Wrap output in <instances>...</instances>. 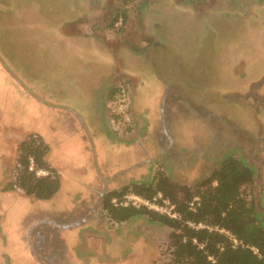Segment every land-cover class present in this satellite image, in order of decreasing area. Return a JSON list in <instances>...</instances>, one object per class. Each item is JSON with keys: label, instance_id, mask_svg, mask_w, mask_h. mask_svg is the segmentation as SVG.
Masks as SVG:
<instances>
[{"label": "rangeland", "instance_id": "1", "mask_svg": "<svg viewBox=\"0 0 264 264\" xmlns=\"http://www.w3.org/2000/svg\"><path fill=\"white\" fill-rule=\"evenodd\" d=\"M28 132L63 200L0 192V264H165L170 229L109 221L103 195L157 171L193 183L231 154L255 172L264 225V0H0L2 190Z\"/></svg>", "mask_w": 264, "mask_h": 264}, {"label": "trees", "instance_id": "2", "mask_svg": "<svg viewBox=\"0 0 264 264\" xmlns=\"http://www.w3.org/2000/svg\"><path fill=\"white\" fill-rule=\"evenodd\" d=\"M50 151L41 134L26 135L17 145L15 174L4 190L19 189L35 199L52 200L62 182L60 172L48 160ZM254 181L253 168L243 158L230 155L193 183H180L157 171L149 183L112 189L102 197V210L115 223L146 217L169 228L170 257L165 264H264V225L253 197ZM129 193L149 201L161 193L177 215L113 203Z\"/></svg>", "mask_w": 264, "mask_h": 264}, {"label": "crops", "instance_id": "3", "mask_svg": "<svg viewBox=\"0 0 264 264\" xmlns=\"http://www.w3.org/2000/svg\"><path fill=\"white\" fill-rule=\"evenodd\" d=\"M85 3H86V1H85ZM74 12L75 13V11L74 10H71V12ZM71 15H69V17H70ZM61 28H58V30H60ZM79 33V32H78ZM78 33H73V34H65V35H59V31H58V35L57 36H59L60 38H64V39H71V38H85V41H86V44H88V43H95V42H97L98 43V45H99V43H100V45L102 46V47H105L104 45H102L101 44V42H99V41H97V40H94L91 36H85V35H80V34H78ZM57 36H53L52 37V39L53 40H55L56 39V37ZM49 42V41H48ZM111 78H112V76H111ZM110 77H108V78H106L103 82V85H102V90H103V92H105V95H106V93H107V91H108V89H109V83H110V79H111ZM97 93H100L99 91L97 92ZM97 95V94H96ZM29 133H33V132H28L26 135H28ZM35 133H37V132H35ZM26 137V136H25ZM25 137H23L22 139H20L19 141H18V143H17V145L25 138ZM16 155H17V149H16ZM231 155H234V156H238V157H241V156H239V154H231ZM230 156V155H229ZM226 157H228V156H225L223 159H225ZM4 159V158H3ZM223 159H221V161L223 160ZM48 160L50 161V163L53 165V166H55L54 164H53V162L50 160V154L48 155ZM220 160L214 165V167L215 166H217L220 162H221ZM247 163V162H246ZM248 164V163H247ZM249 165V164H248ZM56 167V166H55ZM214 167H212L211 168V170L214 168ZM57 168V167H56ZM58 169V168H57ZM58 171H59V169H58ZM60 172V171H59ZM211 172V171H210ZM60 175H61V182H62V186H61V189H60V191L58 192V194L52 199V200H49V201H53L55 204H57V201L56 200H59V201H62L63 199L61 198V193H63L62 192V189L64 188V177L62 176V174L60 173ZM195 182V181H194ZM256 185H257V183L254 181V185H253V197L255 196V194H256V192H257V190L255 191V189H256ZM0 192L2 193V195H5V196H3V200H1V201H5V202H9L8 203V205L12 202V201H17V200H19L17 197L18 196H16V195H19V196H21V197H23V196H27L26 194H24L21 190H19V189H14V190H2V185H1V187H0ZM27 198H29V199H31V200H33L34 202L35 201H37L38 199H35L34 197H31V196H27ZM38 201H43V200H38ZM58 204H60V202L58 203ZM259 205V204H258ZM101 207H102V205H101Z\"/></svg>", "mask_w": 264, "mask_h": 264}, {"label": "built area", "instance_id": "4", "mask_svg": "<svg viewBox=\"0 0 264 264\" xmlns=\"http://www.w3.org/2000/svg\"><path fill=\"white\" fill-rule=\"evenodd\" d=\"M157 197L162 199V194L159 193L158 196H156V198L154 199V201H149V200H147V199H145V198H143V197H141L139 195H136V194H130V195H126L125 196V200H123V201H119L117 199H113V203H115V204L119 203V204H121L123 206H128L130 204L135 205V206L140 205V204H145V205H147V207L149 206L150 209L154 208L153 210L156 209V211H157L159 209V207L155 205L157 203H154V202L157 201ZM163 200L165 202H170L168 199H163ZM173 209H174V206L172 205V210L169 211V215L172 216V217H175L177 214L173 211ZM232 239H233L235 244H238V241L236 239H234L233 236H232Z\"/></svg>", "mask_w": 264, "mask_h": 264}]
</instances>
